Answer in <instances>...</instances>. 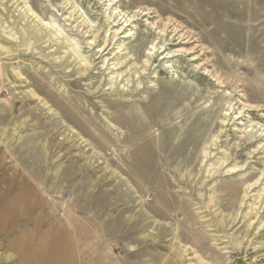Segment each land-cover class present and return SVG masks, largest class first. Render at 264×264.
Returning a JSON list of instances; mask_svg holds the SVG:
<instances>
[{"label":"rangeland","instance_id":"obj_1","mask_svg":"<svg viewBox=\"0 0 264 264\" xmlns=\"http://www.w3.org/2000/svg\"><path fill=\"white\" fill-rule=\"evenodd\" d=\"M261 130L264 0H0V264H264Z\"/></svg>","mask_w":264,"mask_h":264},{"label":"bare ground","instance_id":"obj_2","mask_svg":"<svg viewBox=\"0 0 264 264\" xmlns=\"http://www.w3.org/2000/svg\"><path fill=\"white\" fill-rule=\"evenodd\" d=\"M144 11H147V12H144ZM147 15H149L148 9H140L139 11L135 12L131 17H128V15H121L120 21L124 20V22H130L135 17L137 18L141 16L143 18V17H147ZM120 21H117V22L119 23ZM150 25H151V29H154L155 31H157V36H159L161 41L168 38V42H170L171 44H173V42H176L175 43V45H177L176 47H179V50L175 51L176 55L189 56L190 58L189 62L192 63V66H194L193 67L194 69L202 71L203 73L211 76L215 82L218 81L221 84L223 83V79L221 78V76L217 74V72L214 70L212 65H209L207 61L208 58H204L205 53H206L204 48L196 45L195 42H191L193 38L188 32L186 31L184 32L183 30L179 28V26L178 27L174 26L173 24H171V21H168L166 23H161V24L159 22H153ZM153 48L155 49V47ZM162 48H163V45L160 49ZM243 98L242 99L239 98L238 103L242 102ZM257 111L259 110L257 109ZM261 142L262 143L264 142V130H261V134L255 137V140L252 141L250 145H254L257 143L259 144ZM263 148H264V143H263V146H258L256 152H259ZM253 154H256V153L254 152Z\"/></svg>","mask_w":264,"mask_h":264}]
</instances>
